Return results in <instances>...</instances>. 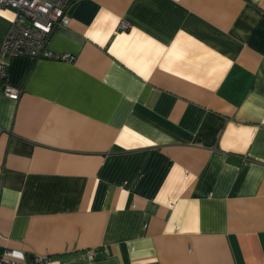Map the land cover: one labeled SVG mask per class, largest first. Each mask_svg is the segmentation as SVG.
Returning a JSON list of instances; mask_svg holds the SVG:
<instances>
[{"label": "crops", "instance_id": "crops-1", "mask_svg": "<svg viewBox=\"0 0 264 264\" xmlns=\"http://www.w3.org/2000/svg\"><path fill=\"white\" fill-rule=\"evenodd\" d=\"M0 87V264H264V0H71ZM14 12L0 10V43ZM126 22L128 28L120 27Z\"/></svg>", "mask_w": 264, "mask_h": 264}, {"label": "built area", "instance_id": "built-area-1", "mask_svg": "<svg viewBox=\"0 0 264 264\" xmlns=\"http://www.w3.org/2000/svg\"><path fill=\"white\" fill-rule=\"evenodd\" d=\"M71 0H0V10L10 8L14 18L3 41L0 43V87L11 98H18L20 90L7 83V60L11 56H30L33 58H51L72 62L73 55L53 52L46 48V40L57 26H67L70 18L67 8ZM120 27L128 28L126 22ZM0 238L2 234L0 233ZM94 248H88L78 258L58 257L48 254L31 255L28 264H96ZM7 250L1 261L16 264Z\"/></svg>", "mask_w": 264, "mask_h": 264}]
</instances>
